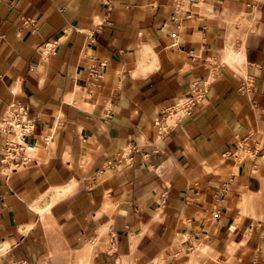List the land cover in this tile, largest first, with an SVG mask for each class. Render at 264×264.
Masks as SVG:
<instances>
[{"label": "crops", "instance_id": "obj_1", "mask_svg": "<svg viewBox=\"0 0 264 264\" xmlns=\"http://www.w3.org/2000/svg\"><path fill=\"white\" fill-rule=\"evenodd\" d=\"M12 104L0 264H264V0H0Z\"/></svg>", "mask_w": 264, "mask_h": 264}, {"label": "built area", "instance_id": "obj_2", "mask_svg": "<svg viewBox=\"0 0 264 264\" xmlns=\"http://www.w3.org/2000/svg\"><path fill=\"white\" fill-rule=\"evenodd\" d=\"M202 99V90L193 91L191 96L176 103L171 112L172 116L178 121H183L192 115L194 108ZM35 128L36 121L29 116L27 107L19 104L9 106L0 123V131L12 135V139L7 140L4 146L3 163H14L16 166L26 168L34 162L37 146L28 139L34 135ZM50 140L49 136L43 137L45 143Z\"/></svg>", "mask_w": 264, "mask_h": 264}]
</instances>
